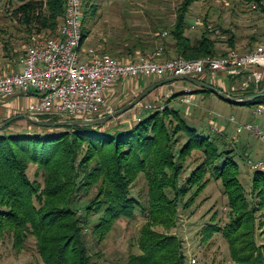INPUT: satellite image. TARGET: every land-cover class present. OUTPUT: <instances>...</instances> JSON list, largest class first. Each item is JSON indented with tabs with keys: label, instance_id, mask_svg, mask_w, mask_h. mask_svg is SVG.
<instances>
[{
	"label": "trees",
	"instance_id": "1",
	"mask_svg": "<svg viewBox=\"0 0 264 264\" xmlns=\"http://www.w3.org/2000/svg\"><path fill=\"white\" fill-rule=\"evenodd\" d=\"M196 1L182 0L177 9L169 30L174 57L194 60L228 54L235 47L234 38L228 39L231 50L220 53L206 19L199 38L193 41L187 35V15ZM96 5L95 0H82L83 13L95 14ZM64 11L65 0H28L12 15L28 34L54 37ZM81 26L83 41L88 35L84 17ZM263 81L231 96L262 92ZM180 94L174 93L163 109L147 105L130 125L112 124L111 119L96 126L45 127L16 118L0 129V241L10 239L20 254L33 239L44 264H96L87 236L95 246L102 244L117 221L141 214L145 219L139 253H130L124 264H187L183 241L166 231L175 226L179 209L192 207L214 180L222 186L228 221L223 226L207 224L202 241L221 232L237 264H264V243L257 242V230L264 225V219L258 220L264 212V165L255 168L225 134L211 130L204 135L190 126L175 100ZM244 105L264 107V97ZM21 121L25 125L15 128ZM238 158L251 165L247 184ZM141 176L148 188L146 201L132 194Z\"/></svg>",
	"mask_w": 264,
	"mask_h": 264
},
{
	"label": "rangeland",
	"instance_id": "2",
	"mask_svg": "<svg viewBox=\"0 0 264 264\" xmlns=\"http://www.w3.org/2000/svg\"><path fill=\"white\" fill-rule=\"evenodd\" d=\"M25 1L28 0H0V43L9 39L6 35L11 31L12 26L16 27L18 25V22L13 18L12 12ZM95 2L97 4L95 14H93V11L83 13L85 30L87 32L92 30L91 34H89L88 43H92L96 37L98 38V31L101 29L112 35L126 27L130 30L138 29L137 32L139 34L144 30H154V32L160 34L166 32L167 34L164 37L162 35V38L161 36L154 37V45H159L157 48H164L167 44L172 43L169 37V30L175 20L177 9L182 0H137L136 2L139 3L137 5L128 4V2L123 4L113 3L111 0H95ZM255 3L250 0H198L191 5L187 15V25L190 26L187 30V35L193 41L199 38L203 31V25H193L196 23V18H199L202 22L206 19L207 24H211L220 30L221 36L218 38L210 34L212 39L219 41L217 48L220 53L231 50L228 45V39L231 36L234 38L235 45L232 50L239 53H244L257 46L264 45V11L262 9L254 10L252 4ZM135 8L138 10L137 13L133 11ZM99 9L100 13H98ZM133 19L136 21L134 22ZM136 23L138 24V28L135 27ZM127 31L129 30L127 29ZM43 37L47 38L50 35L45 34ZM30 41L31 37L28 36L25 44L29 45ZM243 77L248 81L246 74ZM216 79L225 83L227 81L229 88L230 86L241 88L240 91L245 88L243 85L234 87L235 77H224L220 74ZM174 82L180 83H178L176 88H172L173 92L171 93H183L185 86L182 85V81ZM191 87L194 88L195 86ZM228 91L232 92L231 90ZM194 94L198 96L199 93ZM207 94L208 100L201 102L198 99L197 103L202 106L196 108L199 113H202L200 114V118L204 124L203 128L197 125L196 122H192L191 115L188 117L184 115L189 125L197 128L204 135L212 133L209 128L210 122L226 127L227 139L232 140L236 138L240 142L249 145L250 149H248V153H251L249 160L255 163L258 160V153L264 152V142L254 135H248L247 137V132L245 131L238 134L236 127L237 123L250 122L260 126L264 131V115H254V110L256 109L254 105H227L213 93ZM183 95L186 96V94H180L175 100L179 101ZM229 95L231 96V94ZM167 96L168 94L161 95L158 97V100L150 104L153 106L166 104L168 100L173 98H167ZM213 100L217 103H214ZM175 105L179 106L178 103ZM185 107L186 105L183 103L180 104L182 113H184ZM193 107L191 106V108ZM117 110L119 109H115L113 112ZM131 112L126 113L125 118L129 117ZM231 117H234L237 123L230 122L229 119ZM112 124L114 123L112 122ZM24 125V122L21 121L15 128L18 126L23 127ZM233 148L238 153H241L243 150L244 155L246 154L243 147L238 144H234ZM237 161L241 167V179L247 184L251 165L247 164V160L244 161L241 158H238ZM33 172L34 167L29 172L31 178L33 177ZM147 192L146 181L141 176L134 183L132 194L146 201ZM226 205V199L224 198L220 182L212 180L192 207L186 211L179 209V217L175 226L166 232L176 235L183 241L187 255V264H237L231 257L227 240L221 232L214 234L208 242L202 241V230L207 224L215 222L223 226L228 221V208ZM144 219V216L138 214L132 220L121 219L117 221L102 244L96 246L94 245L93 238L88 235V247L93 261L96 264H124L130 253H139L138 237ZM260 219H264V212L258 218V220ZM157 229L165 231L163 227H158ZM257 242L259 244L264 243V225L257 230ZM0 263L44 264L34 247L33 239L30 240L25 251L17 254L8 238L0 241Z\"/></svg>",
	"mask_w": 264,
	"mask_h": 264
},
{
	"label": "built area",
	"instance_id": "3",
	"mask_svg": "<svg viewBox=\"0 0 264 264\" xmlns=\"http://www.w3.org/2000/svg\"><path fill=\"white\" fill-rule=\"evenodd\" d=\"M254 10L264 11V1L252 4ZM82 0H65V11L58 28V35L44 38L33 35L26 53L21 60L22 70L0 73V96L8 98L15 93L33 94L27 114L39 118L60 117L88 119L104 117L113 113L106 107L105 90L120 78H198L207 73H218L225 77H238L246 74L243 87L258 85L263 79L264 45L239 53L234 50L224 56H210L194 60L180 57L157 61L162 49L134 59H119L94 49H82ZM201 25L203 23L198 19ZM207 29L217 38L218 28L211 24ZM166 35V32L162 34ZM83 53V54H82ZM190 88L183 94L189 95ZM174 93L168 94L172 98ZM165 104L160 105L163 109ZM148 108H153L149 105ZM254 115L263 116L264 107L258 106ZM231 121L237 123L234 117ZM237 133L243 131L258 137L264 142V131L250 122L237 123ZM253 164L252 162H250ZM255 168L261 162L253 164Z\"/></svg>",
	"mask_w": 264,
	"mask_h": 264
},
{
	"label": "crops",
	"instance_id": "4",
	"mask_svg": "<svg viewBox=\"0 0 264 264\" xmlns=\"http://www.w3.org/2000/svg\"><path fill=\"white\" fill-rule=\"evenodd\" d=\"M111 1L113 3H119V4H123L125 2H128V4L132 3L133 5L139 4L138 2H136L137 0H111ZM133 11H136L135 13L138 12L136 8ZM100 12L101 11L99 9L98 13ZM198 19L199 18H196V23L193 25L201 26V24L197 22ZM133 21L135 22L136 20L133 19ZM204 25L205 24L203 23V26ZM135 27L138 28L137 23ZM127 29L129 31H127ZM137 30L138 29L130 30L128 27H126L117 33H113L112 35H109L107 32H104V29L103 30L101 29L98 31V35H97L98 38L96 37L95 41H92V43H88L89 34H91L92 32L91 30L90 32H88V35L86 36V38L83 40L84 48L82 49H85V50L94 49L96 53L109 54L119 59H134L141 55L151 54L152 52L158 49H162V51H161V55L156 58L157 61H163L167 58H171L175 56V53H174L175 50H174L173 43L167 44L164 48H157V46L159 45L156 46L153 43L154 37H160L162 36L164 32L160 34L158 32H154V30H144L142 31V33L139 34ZM33 35H40L42 37L44 36V34L42 33L40 34L32 33L31 35L28 34V32L24 29V27L20 25L19 23L16 27L12 26L11 31H9V33L6 35L7 38L9 39H6L5 42L0 43V73H10V72L22 70L21 60L26 53V47H27L25 43L27 42L28 36L32 37ZM218 75L220 74L207 73L205 75L198 77L197 79L227 94L240 91L241 88H233V86H230L229 88V86L225 82H222L221 80L216 79ZM166 79H169V78H165V79L153 78V77L132 78V79L131 78L130 79L120 78L114 81L105 90L106 107L108 108L110 107L111 109H113V111L115 109H121L124 106H126L128 103H130L133 99H135L138 95H140L144 90L149 88L150 87L149 85L152 86ZM263 79H264V72H263ZM244 80L245 79L243 76L240 77L239 79L237 78L236 81L234 82V87H239L243 85ZM174 81H171L170 83H166L160 86L159 88L155 89L148 96H146L141 102L135 105L132 109L124 112L123 114H121L120 116L116 118H113L112 122L114 124H120V125L132 124L137 119L138 114L144 112L145 107L147 105H149L151 102H155L156 100H158V97H160L161 95L164 96L165 94L167 95L173 92L172 88H176L178 83H180V82L176 83ZM178 81H182V80H178ZM189 84L190 83H185L184 81H182V85H184L185 88H190L191 93L186 96L183 95V97H181L179 101L183 103L184 105H186L185 110H184V115L187 117L191 115L192 122H196L197 125L203 128L204 124L201 122V118H200L201 117L200 114L202 113L201 112L199 113V111L196 109L198 108V106L200 107L202 105H199L197 102H198V99L201 102H205L208 100L209 97L207 93H203L197 90V88L195 87L192 88L191 86H194V85L190 84L191 85L190 86ZM228 90H231L232 92ZM194 93H199V94L197 96ZM214 95L217 96L216 94ZM217 97L220 98L219 96ZM220 99L225 104L232 105L227 100H224L223 98H220ZM210 100L212 99L210 98ZM33 101H34V96L32 93L29 95H23L17 92L8 98H3L0 96V122L7 120L8 118H11L13 116L21 115L22 113L27 114V108L29 104L32 103ZM213 102L217 103L214 100ZM191 106L192 107L194 106V107L191 108ZM128 112H131V114L129 115V117L125 118L126 117L125 115ZM229 120L230 122H233L231 121V119ZM209 126H210L209 127L210 130L225 134L227 137L226 127L220 126L217 123L214 124L212 122H210ZM248 135L250 136L251 134H248L247 132V137ZM227 140L230 142H232L233 140L234 144L236 145L238 144L241 147H243L248 157L251 155V153L250 154L248 153L249 152L248 149L250 148H249V145H247L246 143L240 142V140L236 138L232 140L231 139H227ZM257 158L258 160L256 162H261L264 165V152L258 153Z\"/></svg>",
	"mask_w": 264,
	"mask_h": 264
},
{
	"label": "water",
	"instance_id": "5",
	"mask_svg": "<svg viewBox=\"0 0 264 264\" xmlns=\"http://www.w3.org/2000/svg\"><path fill=\"white\" fill-rule=\"evenodd\" d=\"M178 80H182L185 83H190V84H192L196 87H199V88L210 90L214 94L219 96L220 98H223L224 100H227L229 102H233L236 105H244L250 101L256 100L257 98L264 97V91L257 92V93L251 94V95H247L244 98L233 97V96H230L229 94H227L221 90H218L212 86H209V85L203 83L202 81H200L197 78L184 77L181 79L179 78L176 81H178ZM171 81H174V79L169 78V79L160 81V82L150 86L149 88L144 90L140 95H138L135 99H133L130 103H128L126 106H124L123 108L113 112L112 114H108L104 117L88 118V119H70V120L64 119V120L51 122V121H45V120H41L39 118L32 117L28 114H21V115H17V116H13L11 118H8L4 122L0 123V129L5 127L7 124H9L12 120H14L16 118H23V119H25V120L33 123V124H36L39 126H45V127H57V126H62V125H73V126H78V127H84V126L101 125V124L109 122L111 119L116 118V117L120 116L121 114H123L124 112L132 109L135 105H137L139 102H141L146 96H148L152 91H154L155 89L159 88L160 86H162L166 83H170Z\"/></svg>",
	"mask_w": 264,
	"mask_h": 264
}]
</instances>
